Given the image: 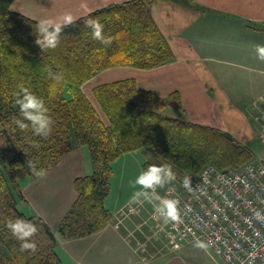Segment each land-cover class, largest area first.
<instances>
[{
    "label": "trees",
    "instance_id": "1",
    "mask_svg": "<svg viewBox=\"0 0 264 264\" xmlns=\"http://www.w3.org/2000/svg\"><path fill=\"white\" fill-rule=\"evenodd\" d=\"M13 1L0 0V264H62L56 252L58 238L45 221L16 207L25 201L18 178H35L27 160H38V167L47 171L74 147L87 146L92 173L75 180L77 197L56 232L68 240L99 231L110 221L103 202L110 190L111 164L122 153L144 149L153 157H148L143 169L169 164L181 175L178 179L207 164L237 168L252 157L247 146L226 132L165 115L164 107L171 101L139 90L132 79L92 90L108 124L82 91V85L102 70L152 69L172 61L169 44L150 13L158 0H130L92 12L63 30L55 50L44 52L35 43L37 21L12 12ZM170 1L187 5L183 0ZM87 18L100 20L104 35L113 38L110 46L92 39L84 24ZM46 67L63 79L48 77ZM20 84L44 99L54 121L49 138L34 135L31 128L21 132L13 123L19 117L13 94ZM17 218L37 225L38 233L32 238L35 252L21 251V242L6 228L9 220ZM7 250L12 252L10 259Z\"/></svg>",
    "mask_w": 264,
    "mask_h": 264
},
{
    "label": "crops",
    "instance_id": "2",
    "mask_svg": "<svg viewBox=\"0 0 264 264\" xmlns=\"http://www.w3.org/2000/svg\"><path fill=\"white\" fill-rule=\"evenodd\" d=\"M126 1L130 0H14L10 10L37 22L65 12L79 19ZM183 1L187 5L158 0L150 8L169 44L171 62L152 69L108 68L81 89L89 97L96 86L132 79L139 90L161 98L177 93L180 111L173 117L220 129L251 146L256 131L245 109L252 103L263 105L264 61L254 49L257 44L264 45L260 32L264 0ZM147 159L144 149L114 159L110 190L103 202L111 219L92 234L64 240L56 233L77 197L75 180L92 173L87 146L74 147L44 178L23 180L22 212L42 218L57 236L56 252L62 264H194L192 258L204 254L193 243L179 246L169 224L154 218L151 204L133 205L136 212H129L128 201L137 190L130 181L143 170ZM171 183L158 189L159 195L164 196Z\"/></svg>",
    "mask_w": 264,
    "mask_h": 264
},
{
    "label": "built area",
    "instance_id": "3",
    "mask_svg": "<svg viewBox=\"0 0 264 264\" xmlns=\"http://www.w3.org/2000/svg\"><path fill=\"white\" fill-rule=\"evenodd\" d=\"M261 120L264 129V110ZM164 197L179 201L181 222L169 223L179 246L201 241L225 264H264L262 162L226 169L207 164L173 181Z\"/></svg>",
    "mask_w": 264,
    "mask_h": 264
},
{
    "label": "clouds",
    "instance_id": "4",
    "mask_svg": "<svg viewBox=\"0 0 264 264\" xmlns=\"http://www.w3.org/2000/svg\"><path fill=\"white\" fill-rule=\"evenodd\" d=\"M77 19L71 12H65L59 17L40 19L35 26L36 45L43 52L55 50L60 44L63 30L74 25ZM84 24L86 28L91 30L92 39L105 47L112 44L113 38L104 35V25L98 18H87L84 20ZM254 50L257 58L260 61H264V45L257 44ZM44 70L47 72L48 77L54 80L60 81L63 79L62 74L54 73L50 67H46ZM17 89L18 91L13 95L15 104L19 109V117H14L13 123L21 132L31 128L34 135L47 138L52 132L54 121L48 114L44 99L34 94L23 84L17 85ZM33 147H39V145L33 144ZM26 164L31 174L37 179H42L47 175L46 169L38 167V160H27ZM175 180L176 173L171 165L149 164L147 168L140 171L134 180L130 181V186L137 190L133 191L128 201L129 212H136V209L132 207L133 205L143 206L144 203H148L153 207L154 218L162 220L164 225L181 222V212L178 207L179 201L161 196L157 191ZM190 184V178H185L184 186L189 188ZM6 228L15 239L21 242V251H36L37 245L32 238L38 233L39 229L35 223L17 218L9 220L6 223ZM194 246L201 249L207 248V245L201 241H196Z\"/></svg>",
    "mask_w": 264,
    "mask_h": 264
},
{
    "label": "rangeland",
    "instance_id": "5",
    "mask_svg": "<svg viewBox=\"0 0 264 264\" xmlns=\"http://www.w3.org/2000/svg\"><path fill=\"white\" fill-rule=\"evenodd\" d=\"M258 31H259V29H258ZM260 32L262 34H264V27H261V31ZM102 71H100V72H102ZM145 92H149V91H145ZM89 97L87 96V98L91 102V104H92L94 110L96 111L97 115L99 116V118L103 121L104 124H108L107 121H106V118L104 117V115L102 113L101 107L99 106V104L97 103L95 98H93L94 96L92 94H90ZM159 98H161V97H159ZM166 98H168L171 101V104L164 107L163 113L165 115H167V116L171 115L173 117L174 116L173 113L176 114L177 112L180 111V97H179V95L177 93H175L173 96H169V97H166ZM261 98L263 100V105L259 106L256 103H252V104L249 105V107H247L245 109L246 115L252 121V123H254V128H255V131H256V137H255L253 143L251 144V146L243 144L242 142L239 141L243 145L247 146L251 150V152L253 154L250 159H248L247 161H245L242 164H246V163H249V162H255V161H260V162H262L264 164V129L261 126L262 125V123H261V121H262L261 120V112H262V110H264V95ZM220 131H222V130H220ZM52 132H53V129H52ZM52 132H51V134L49 136L52 135ZM222 132H225V131H222ZM49 136L47 138H49ZM137 153H140V152H137ZM151 156H152V153H149L148 154L149 159L151 158ZM173 171L175 172V170H173ZM177 174H176V179H178L177 176H181L180 174H178V175ZM26 178H31V177H29L27 175H24V176H20L18 178V183H19L20 186H21L23 180H25ZM165 186H167V184ZM22 204H23V201H20V202L16 203V207H17V209L19 211H22ZM193 245H195V243H193ZM199 249H200L201 253L204 254V256H201L200 258H195V257L192 258V262L194 264H225L217 255H215L213 253H210V252L206 251L205 249H201V248H199ZM5 254L7 255L6 256L7 259L12 258V252L11 251L7 250ZM10 263H13V262L9 261L8 264H10Z\"/></svg>",
    "mask_w": 264,
    "mask_h": 264
}]
</instances>
